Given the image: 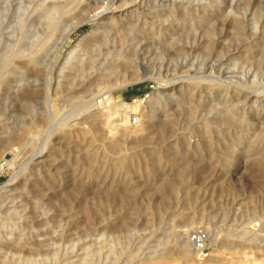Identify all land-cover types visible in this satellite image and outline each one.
<instances>
[{
    "label": "rangeland",
    "instance_id": "obj_1",
    "mask_svg": "<svg viewBox=\"0 0 264 264\" xmlns=\"http://www.w3.org/2000/svg\"><path fill=\"white\" fill-rule=\"evenodd\" d=\"M105 1L0 0V264H264V0Z\"/></svg>",
    "mask_w": 264,
    "mask_h": 264
},
{
    "label": "bare ground",
    "instance_id": "obj_2",
    "mask_svg": "<svg viewBox=\"0 0 264 264\" xmlns=\"http://www.w3.org/2000/svg\"><path fill=\"white\" fill-rule=\"evenodd\" d=\"M102 0H73V3H77L76 4V8L79 6L80 3H85L86 4V7L85 9H82L83 12H86L88 11L89 9V5L91 2L94 3H97V2H100ZM115 0H111V2H104L103 5H100V10L97 11V12H94L89 15V17L87 18V21L89 23H93L95 24L94 26H92V28L94 29V32L96 35H100L99 37H103L106 32L108 31V28H112L113 26L117 25V27H128V25H130L128 22L130 20H128L129 18L131 19V16L129 17V13L127 14V12H124V14H115V6L112 7L111 5L114 3ZM217 2V7H219L220 10L224 11V13L227 15H229L231 17V19L235 22H243L244 25L245 24V21L247 22L248 20V17L247 16H250L251 15L247 14V10H245V12H243L244 14L242 16H240L241 14L238 13V9H239V5L240 4V0H215ZM246 1V0H245ZM250 3L255 1V0H248ZM259 1V0H258ZM249 2H246V3H249ZM262 2V1H261ZM264 5V4H263ZM93 6V5H92ZM241 6V5H240ZM96 8V7H95ZM72 9H75L73 7H68L67 8V11L69 10H72ZM94 9V8H93ZM215 9V8H214ZM216 10V9H215ZM155 11V10H154ZM219 11V10H217ZM216 11V12H217ZM251 13V12H250ZM222 14V12H221ZM219 16V15H218ZM87 17V16H86ZM128 17V18H127ZM217 17V16H216ZM251 20V19H250ZM84 21V20H83ZM254 25H253V28L257 30V23L256 21H253ZM252 23V22H251ZM249 24V23H248ZM247 26V25H246ZM259 26V25H258ZM74 25H71L69 27V29L73 28ZM230 27V26H229ZM252 27V26H251ZM240 28V27H239ZM250 28V27H249ZM262 29V28H261ZM67 31V30H66ZM244 33V32H243ZM123 52V53H122ZM129 50L128 48H122V49H119L118 50V55L119 56H123L122 59H127L129 57ZM121 59V61H123ZM142 63V62H141ZM116 64V63H115ZM143 64V63H142ZM118 68V64L116 65ZM110 68V67H109ZM111 69V68H110ZM223 69V68H222ZM107 70V69H106ZM109 70V69H108ZM114 71V70H113ZM110 72V71H109ZM146 72H144L143 74V77L145 76ZM148 77V76H146ZM145 78V77H144ZM119 86V85H118ZM117 86V87H118ZM111 89V88H110ZM113 89V88H112ZM160 89H157V92H159ZM165 92V91H164ZM93 98V97H92ZM136 104L134 105H137L138 103V100L135 99L134 100ZM141 101V100H140ZM95 102V101H94ZM120 104H123L125 105V102L124 101H121ZM127 106V105H126ZM185 237V236H184ZM82 260V259H81Z\"/></svg>",
    "mask_w": 264,
    "mask_h": 264
}]
</instances>
